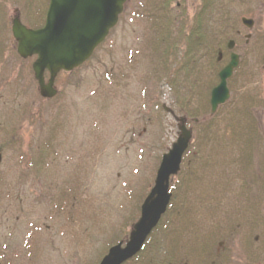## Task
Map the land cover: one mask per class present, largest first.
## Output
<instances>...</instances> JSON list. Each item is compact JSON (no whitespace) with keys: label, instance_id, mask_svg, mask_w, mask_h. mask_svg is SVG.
Masks as SVG:
<instances>
[{"label":"rangeland","instance_id":"obj_1","mask_svg":"<svg viewBox=\"0 0 264 264\" xmlns=\"http://www.w3.org/2000/svg\"><path fill=\"white\" fill-rule=\"evenodd\" d=\"M48 2L0 0V264H98L125 242L177 139L174 116L192 141L165 215L126 264H158L175 245L186 264H264V0H127L92 57L44 100L11 21L18 11L38 27ZM228 40L241 58L210 116Z\"/></svg>","mask_w":264,"mask_h":264},{"label":"water","instance_id":"obj_2","mask_svg":"<svg viewBox=\"0 0 264 264\" xmlns=\"http://www.w3.org/2000/svg\"><path fill=\"white\" fill-rule=\"evenodd\" d=\"M126 0H50L45 25L29 30L16 17L12 21V35L17 43V53L23 58L36 56L32 69L42 98L56 96L54 79L60 71L70 72L89 59L95 48L104 41L117 21ZM251 29L252 20H241ZM249 38V36H247ZM228 50L234 48L230 41ZM239 57L231 54L229 63L219 72V84L210 96V115L229 98L227 80L238 66ZM49 73L45 83L44 73ZM179 135L171 149L162 156L154 186L145 198L140 218L132 226L126 243L111 247L99 264H123L133 258L142 248L146 238L165 213L171 194L170 178L180 170L182 156L188 148L191 132L183 122Z\"/></svg>","mask_w":264,"mask_h":264},{"label":"trees","instance_id":"obj_3","mask_svg":"<svg viewBox=\"0 0 264 264\" xmlns=\"http://www.w3.org/2000/svg\"><path fill=\"white\" fill-rule=\"evenodd\" d=\"M48 4V3H47ZM165 5H166V0H165ZM167 6V5H166ZM200 20H198V23H197V27H195L194 29H192L191 30V32H190V38H191V40L195 43H198V41L196 40V38L195 37H193V36H196L197 35V37L199 38L198 40H199V42L201 41V39H200V37H199V35H198V33H197V31L198 30H196L197 28H199L200 26ZM39 27V26H38ZM220 51V50H219ZM3 53V47L0 49V56H1V54ZM253 102H256V100L254 99L253 100ZM251 132L252 133H255V130H253V129H251ZM170 238H171V242L172 243H174V245L177 243V236H174V237H172V236H170ZM175 246H177V245H175ZM144 250V249H143ZM174 251H176V248H174V246H172V247H170V249L165 253V255L163 256V259L161 260V262L159 263L158 262V264H170V263H173V262H175V260H176V258H177V256L175 255V252ZM155 256V255H154ZM164 260V261H163ZM159 261V260H158Z\"/></svg>","mask_w":264,"mask_h":264},{"label":"flooded vegetation","instance_id":"obj_4","mask_svg":"<svg viewBox=\"0 0 264 264\" xmlns=\"http://www.w3.org/2000/svg\"><path fill=\"white\" fill-rule=\"evenodd\" d=\"M205 245V255H208V253H209V245H207V244H209V243H207V241H205V243H204ZM206 263H207V261H205ZM179 264H186L185 262H179Z\"/></svg>","mask_w":264,"mask_h":264}]
</instances>
